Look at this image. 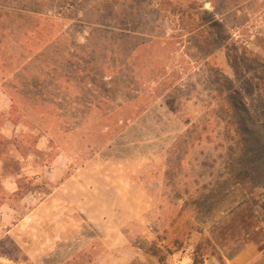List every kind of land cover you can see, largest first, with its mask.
I'll return each mask as SVG.
<instances>
[{
	"label": "rangeland",
	"instance_id": "rangeland-1",
	"mask_svg": "<svg viewBox=\"0 0 264 264\" xmlns=\"http://www.w3.org/2000/svg\"><path fill=\"white\" fill-rule=\"evenodd\" d=\"M175 1L0 0V264L264 255V0Z\"/></svg>",
	"mask_w": 264,
	"mask_h": 264
},
{
	"label": "crops",
	"instance_id": "crops-1",
	"mask_svg": "<svg viewBox=\"0 0 264 264\" xmlns=\"http://www.w3.org/2000/svg\"><path fill=\"white\" fill-rule=\"evenodd\" d=\"M76 180L77 176L74 174L62 183L59 189H65L66 191L73 190L77 184L75 182ZM87 223L92 225L93 229H101V224H103L104 221L103 219L88 220ZM71 226L72 230H69L67 236H62L61 234L57 239L63 241L65 239L68 241H75L77 239V234L74 230V220ZM106 235H108L107 232H99L98 236H94V239H97V242L94 243V247H91L94 257L90 264H162L157 257L139 247L124 246L122 234H119V226L109 233L110 237H105ZM94 239L92 241H95ZM261 253L262 250L257 245L250 244L243 248L239 255L234 256L233 258L229 257V255L223 251V258L225 257L226 264H264V260H261V262L259 260L264 256ZM181 263H187L185 257L182 261L179 260L178 264ZM206 264L222 263L216 257H209V259H206Z\"/></svg>",
	"mask_w": 264,
	"mask_h": 264
},
{
	"label": "trees",
	"instance_id": "trees-1",
	"mask_svg": "<svg viewBox=\"0 0 264 264\" xmlns=\"http://www.w3.org/2000/svg\"><path fill=\"white\" fill-rule=\"evenodd\" d=\"M173 3V5L176 6L177 8V11L181 14H189V15H192L194 14L195 12V9L196 8H193V7H189L187 6L188 4L182 2V1H175V0H169ZM197 11V9H196ZM204 25V22L202 23ZM130 24H128L129 26ZM137 27V26H136ZM136 27H132L130 25L129 29H127L126 31L129 32V33H137L135 28ZM253 125H255V123H252ZM208 245H211L213 249L212 253L213 255H218L217 258L218 260L222 263V264H226L224 258H223V255L221 253H219V250L218 248L213 244V242L211 241L210 238H206L205 241L203 242H200L197 246V249L195 251V254H194V258H193V264H205V261L203 260V256H204V251L206 250V247ZM147 252H150L151 250H146ZM152 255L156 256L157 253L155 251H151ZM160 262L162 264H166L162 259H160Z\"/></svg>",
	"mask_w": 264,
	"mask_h": 264
}]
</instances>
